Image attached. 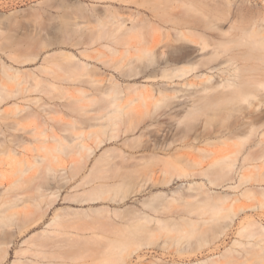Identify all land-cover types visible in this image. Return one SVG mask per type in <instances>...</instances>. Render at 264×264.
<instances>
[{"label": "rangeland", "instance_id": "1", "mask_svg": "<svg viewBox=\"0 0 264 264\" xmlns=\"http://www.w3.org/2000/svg\"><path fill=\"white\" fill-rule=\"evenodd\" d=\"M192 1L191 0H0V76L2 75L1 76L2 79H3V75L5 76L3 80L0 77V79L2 80L0 81L4 86L2 94L5 95L6 91H10V89H12L11 91L13 93L15 92L17 93L19 91L17 94L15 93L16 94L15 96H12L13 94L10 91L8 94L9 99H5L6 101L4 100L3 101L4 103L2 102L0 104V110L10 109L12 108V104L18 103L21 106L27 107L28 110H33V109L38 110L40 111V114H41L40 119H36V120L31 119V120H25V121H21L19 117L15 118L18 115L14 117L16 119L15 120L14 118H12L13 117L12 114H9L11 118L9 117L7 118L12 120L13 122L16 121L15 126H14V123L12 124V126H14L15 128L17 125V121L19 122L18 124H20V121H21L22 125L21 124L18 125V128H16V131L15 129H13L14 127L11 128L10 130H7L9 129L8 126L6 125L8 122L6 123L2 121L3 117H1L2 115L0 114V125L3 126L2 128H5L7 130V133L12 132L13 135L23 136L26 140L28 139V142L30 141L29 145L27 144L28 147L27 146L24 148L19 147V146H18L19 148L17 147L18 151L22 152V154L20 153L18 154V156L20 155L24 156L26 160L32 164H33V161L35 162L38 159L39 160L43 159L42 162H40L41 164L38 163L39 161L38 160L37 162H35L36 167L35 166L32 167L27 172H22L21 167H19L18 164H15V165L11 164V157L6 154V151H5L6 147L8 145H11L12 143L8 141H6L7 143H4V145H2L3 143H0V148H1L0 149V169L8 173V177L7 179L4 180V184L7 186L8 184L9 185L13 184L12 186H14V187L10 186L8 191L10 190L11 193L10 191L9 192L7 191L8 193H5L4 196H6L7 194L8 195L15 194L14 196L15 201L12 200V202H14L13 205H11L10 203H6L5 199H7V197L5 198L1 194L2 196L0 199V210L3 209V213H0V214L3 216L0 217V264H13L14 262L18 261L20 258L23 261H28L29 264H199V263L201 264V262H203L204 260H209L208 264H264V237H262L264 235H261V234L259 235L258 233L254 234L253 228L255 229L256 227H248V228L241 227L242 226L241 221H243L244 219L246 220L253 219V220L260 221L264 224V198H263L264 194L259 189L261 187H264V179L259 180V181H248V182L246 181L245 184L244 182L243 183L240 182L239 178H240V174L242 173V170L245 172L244 170L245 167L241 168L242 160L239 162V164H237L238 167L236 166V172L234 173L235 174L234 181L221 179V181L217 180L218 183L217 182L212 183L210 182L207 176H205L206 177L205 178L203 177L204 174L200 173L201 170L210 172V168L215 170V171L211 170V172H216L220 168L218 164L216 165L215 164L213 165L212 163L210 164V162H213L212 160L213 158L209 159L207 156L210 154L213 157V154L215 155L217 154L216 156L215 155L214 156L218 157V155L220 156V153L222 155V154H226L227 150H232L231 147L232 145H234V143L232 144L230 143L229 144L230 147L228 146V143L232 141L233 142L237 141L236 138L238 137L235 135H232L231 129H234L235 131L236 128L243 121L248 120L247 118L249 116V113L246 114L245 112V114H242L241 112L239 113L235 112L229 118H225L226 121L223 120L224 117H222V113L220 115H216L215 117H213L212 121H210L211 119L208 121L206 115H203L201 119L193 121V126H192V123L190 124L192 126L191 127L188 124V122H184V121L178 122L177 117H172V118H170L171 116L168 117L167 114H164L165 109L163 110L164 113L161 112L160 114L161 109L165 107L156 106L155 104L156 100L148 99L146 103H142L141 101H138L137 103L135 102L137 106L135 103H133V105L130 108H126L125 110L128 112H125V114L122 115V120H120L121 122H119L121 124H118L116 126L118 128L116 127L114 128L115 130H113L111 126L107 128H102L100 126L102 123L107 122V119H102L101 116L106 112V110L103 107L108 103V101L112 98L111 96L113 95L112 93L107 95L103 93V90H107V88L109 89L111 85H114L115 83L119 84L117 85L118 87L120 88L123 87L122 88L123 90L124 88H126L124 86H126V84L128 85V83H131V84L132 83L134 84L137 82H138L137 84L139 83L140 84H152L153 83L151 80H146L144 77H141V74L136 75L135 74L136 71L133 68H131V66H125L126 61H124V63L123 61L120 63V61L122 60L121 59L122 55L120 54L123 52V49H124L122 45L123 39L117 37L119 41L121 39V43L115 44L114 42L117 40L116 37L114 38L113 36L109 37V34H110L109 31H111L109 27L114 28V24H113L114 22H112L114 21V18L112 19V14L114 16L116 12H117L116 14L120 13L121 15L120 14L119 15L121 17L124 16L126 19L128 16L131 15L132 18L131 16L128 18L129 22L128 20L126 21L130 23L131 25L130 20L133 18L135 21H137L142 17L144 18L145 16V19L149 18V20L155 21L156 19H158V16L160 14L163 15L164 13H165L164 18L170 16V14L172 13L171 16H173L174 14L179 15L177 16V18L180 17V15H182L183 17L185 15V17L187 18H191V17L193 18L197 14L195 17L202 16L201 18L208 19L210 15L209 13L211 10L213 14H211L212 16L211 15L210 16L213 19H215V21L216 19L219 18V17L217 18L216 15L219 16L221 14L220 17H222L223 20L220 18L219 20H217V22L219 21L218 24L220 25L221 23V25H223L222 27L225 29H228L231 23L236 21L237 18H238L237 22L239 21V19L241 18L243 19V20L241 19L242 21L240 20L242 24L239 21L241 25L243 24L248 25L249 23L251 24L255 19L259 20L258 17L262 18L264 16V0H230L231 1L230 4L228 0L229 7L226 2L227 0L225 1L224 0H213V1L212 0H192ZM208 1H210L209 4H211V6L208 4ZM214 1H216L218 8L214 7L216 6ZM181 2H182V5H181ZM194 2L195 4L196 3L197 4L195 5ZM198 3L200 4V6H203L204 10L202 8L201 10H199L200 6ZM222 3H223V6H222ZM186 5L187 6L190 5L192 7L190 6L187 7ZM154 6L156 8H153ZM249 6L250 7L253 6V7L250 8ZM211 7L216 8L215 11ZM247 7H248V10H247ZM190 8H192L191 9L192 11L190 10ZM241 8H243L242 9L243 11L244 9L246 11L243 12ZM154 9L156 11H154ZM180 9H182L183 11ZM114 10H117V11H114ZM176 10L178 11L176 12ZM208 10L209 12H207ZM200 12L202 13L200 14ZM232 12L233 13L236 12V14H233ZM241 12L242 14H240ZM226 13L229 15H227ZM244 13L245 14L247 13V14L245 15ZM250 13L252 15H249ZM258 13H261V14H258ZM225 14L228 17L224 18V16H226ZM140 15L141 16L144 15V16L141 17ZM250 16L252 19L249 18ZM174 18H176V16ZM102 19L104 20L103 22H102ZM168 19H170V17ZM140 21L141 20H139V22ZM246 21L247 22L251 21V22H248L246 24L245 23ZM104 23L106 24L104 25ZM167 25H171V24H167ZM107 27L109 28V31L106 30V32L105 31L102 32V29L103 30L105 28L107 29ZM97 30L99 33L96 32ZM150 30H148V32H150ZM90 31L91 32L93 31V32L90 33ZM152 32L153 33H149V34L147 33L148 34L147 37L150 36L151 38H149V40L151 41H152V38L159 35V34H155L156 32L153 30ZM87 33H88V36H87ZM93 33L95 36L93 35ZM104 33L105 35L107 33V36H108V37H105L106 40L104 39V37L102 38L100 37L101 34H102L101 36H104L103 35ZM171 33L174 34L173 30H171ZM152 34H155L154 37H152ZM89 35L90 36L92 35V36L90 37ZM67 36H70V37H67ZM97 38L98 40H96ZM107 38L109 39V41H107ZM111 38L116 39V40L114 41ZM92 39L93 40L95 39L94 44L95 43L96 44L94 46L93 44H90V43L88 44V42L91 41ZM14 40L16 43L14 42ZM70 40H72L71 41L72 43L70 42ZM99 40L100 42L97 43L96 41H99ZM133 40L132 42L134 43L136 40V37ZM92 41L91 43H93ZM48 42L49 43L51 42V43L49 44ZM81 42H82V45H81ZM85 43L90 45V47L86 46L87 44ZM133 43H132V46H136ZM39 44L41 45V47ZM101 45L104 47L101 48L102 47ZM35 46L36 48L34 50L33 48ZM11 48L12 49L15 48V49L12 50ZM38 49H40L39 50L40 52L42 51L40 55L37 54L39 53ZM84 49L87 52V54L86 53L83 54ZM93 50L94 52H92ZM108 50L109 51L111 50V51L108 52ZM117 50L119 52H117ZM67 51L69 53H74L78 58L81 57V60L84 61L85 63L89 62V64L92 65L90 68H92L93 66L97 67V68L95 67L96 69L94 67L92 68V69H95L97 73L93 70H92L93 72L89 70L90 73L92 74L96 73V74H93L94 76L91 74L92 75L91 77H93L92 80L94 79L95 75L97 77V75L101 74L102 71H104L105 75L103 76L102 74L99 76L100 77L103 76L104 79L100 78L101 80L94 81L95 79H98V78H95L93 80V84H92V80H90L89 83L94 85V87L88 82H86L87 77L89 79L91 78L89 76L90 73L88 74L87 71L85 70V68H88V67H83V68H79V67L71 68L72 66L69 67L68 65L69 62L66 61L67 58L65 57V56L68 57ZM100 51L103 54L106 51V53L104 54L105 57L102 56L103 54H101ZM57 52H60V54ZM88 52H92L93 55L91 53L89 55ZM132 52L135 53L134 48L132 49ZM34 53H36L35 56H33ZM82 54L89 55V56L88 57L83 56ZM31 55L32 57H37L36 60L35 59L30 60ZM109 55H112V57ZM24 56L25 57L27 56V58H25ZM90 56H92L91 59L89 58ZM100 56H101V59H100ZM116 56L117 57L119 56L121 58L120 59L115 58ZM17 57L20 59L24 57L22 59V61H24V64ZM28 57H29V60H28ZM64 57L66 60L63 61L65 62L63 65V63H61L62 62L61 60H63ZM86 57L89 59H87ZM93 57H98V59L93 58ZM110 58L112 59V61L114 60L115 61L111 62ZM17 59L19 60L20 63L18 62ZM44 59H46V61ZM49 59L51 60L53 59V62H51V60ZM47 60H49L51 63ZM107 60H109L110 62ZM27 61L29 62L27 63ZM106 61L107 63H104ZM54 62H55V65H54ZM73 62L75 61L73 60ZM71 63H72V60H71ZM109 63L110 64L113 63L112 66L116 63V65H114L113 67L116 69L118 68L117 71ZM57 64L58 65L60 64V65L58 66ZM105 64L108 67H106ZM44 65L50 66V67L49 66L48 67L45 66V67L47 69L51 68L49 71L51 72L52 77H50V73L49 75L48 74L45 75L46 73L45 74L39 73L40 71L39 69L41 68L43 69ZM72 65L77 66V61L75 63H72ZM135 65H132V66L134 67ZM52 67L56 68L58 71L54 70V68ZM37 68L39 69L36 70ZM76 68L78 70L80 69L79 72L77 71ZM18 69H19V73L16 72V70ZM30 69H31V72H30ZM42 69H41L42 72L48 71L47 69L46 71L45 70L43 71ZM98 69H100L101 72ZM121 69H123L126 72L123 71L122 73ZM153 69L155 70V67L153 65L152 67L148 66L147 72L150 73L153 71ZM5 71H6V74L7 72L10 73V74L9 73L7 74L9 76V79L10 77H12V80L10 79L11 81L7 79L8 83H6L7 75L5 74ZM52 71H54L55 74L59 75V79L55 80L57 78V75L53 79V76L55 75H53ZM83 71L86 72L85 74H88V75H85ZM33 72H35L36 75L35 74L31 75ZM119 72L121 73V75ZM15 73H18L20 77L18 75L17 76L14 75ZM26 73H28L29 75H27ZM61 73L62 74L64 73L63 74L64 77L67 75L66 76L67 78L65 79H63L62 77V80L64 82L60 80V76L62 75ZM78 74L81 76H79ZM133 74L135 75L133 76ZM22 75H25V76L22 77ZM31 76L33 77L31 78ZM36 76H39V78H37ZM41 76L43 78L47 77L48 79L55 80L57 84L58 83L60 84H58L55 87L49 86L48 81H45V79L43 80ZM73 76L75 77L77 81L74 80ZM82 76L84 77V79L86 78L85 79L86 81L82 79L83 78ZM16 77H18V80L16 79ZM79 77H80V80H79ZM14 79H16L15 80L16 82L14 81ZM81 79L83 81H81ZM66 80H68L69 82H67ZM4 81L6 84L10 86L6 85ZM44 81H45V84H44ZM113 81L115 82L112 83ZM46 82L48 85L46 84ZM104 83H106L105 84L106 86L104 85ZM46 85L49 87L47 88L43 87ZM62 85L63 87H61ZM67 85L70 88L72 87L71 89L73 90V92L70 88H68ZM102 85H104L105 87H103ZM59 86L60 88H57ZM80 86L81 87L84 86L86 91L90 90L91 92L87 91L89 94L91 93L94 94V95L92 94L90 95L91 99H88L90 98L88 97L89 95L86 94L87 96H85L84 94H81V93H87V92L84 91L83 89L84 87L82 88L83 90H81ZM99 86H102L103 89L102 87H99ZM41 87H43V89ZM75 87H79V89L78 88L76 89ZM37 88L39 91L37 90ZM63 88H66V90H64ZM126 89L124 90L125 92H123L124 95L125 93L128 92V87ZM79 90L82 92H80ZM54 93H56V95ZM132 93H134V91H132L131 94ZM73 94H75V96L77 95L76 98L72 96ZM82 95L85 97H83ZM132 95L134 96V94ZM80 96L84 98L85 102L81 101L83 99H81ZM72 98H74L73 99L74 101L71 100ZM78 98L80 99V101H78L80 104L78 102L75 103L78 100ZM126 100H123V103H122L123 105L126 103L125 102ZM134 106L136 109L134 108ZM141 106L144 108L143 111H140V108H142ZM6 107H9V108H6ZM136 111H138L139 113ZM139 116L142 118H140ZM7 118L5 120L10 121ZM126 121L128 122V124L126 123ZM223 121L226 123V126ZM3 123L6 126H4ZM52 123L53 124L55 123L54 125L56 127ZM123 123H124V126H123ZM135 123L140 124L138 125L139 128H137L138 126ZM221 125L223 126L221 127ZM161 126L162 127L164 126V127L161 128ZM27 127H30V128H27ZM120 127L121 129H119ZM134 127H136L137 129ZM154 127L157 129H155ZM222 128L224 129L225 132L221 130ZM12 129L14 132L11 131ZM209 129L210 130L213 129V130L210 131ZM53 130L56 131V133H58L57 136L55 133H53L54 132ZM64 131L66 132V134L64 133ZM131 131L133 133H130ZM203 131H205L206 133H204ZM51 132L55 135H52ZM144 132H147L146 134H148V136L145 135ZM152 132L154 133L152 134ZM111 133L113 135L116 134L114 137H117V138L110 139L111 140L110 141L108 138ZM163 133L166 135H164ZM197 133L198 134L201 133L200 135H202L200 140L195 139ZM105 134L107 135V137ZM204 134L205 135L207 134V135L204 136ZM36 135L39 136L38 137L39 141L37 142L34 140L37 137ZM80 135H82V137H80ZM51 136L53 138L55 137L54 140ZM134 136L137 139H141V141L140 140L137 141V139H135ZM171 136L173 138H171ZM229 136H232L231 139L228 138ZM0 137L3 138L5 136L2 134L0 135ZM68 137H71L70 138L71 140ZM64 138L67 140H65ZM102 138L104 139V143L99 145L100 142L103 140ZM31 139L35 145L31 143ZM59 139L60 141L65 140L64 142H62L63 143L62 146L58 145ZM142 139H143V142H142ZM166 139H168V141L170 142L167 143ZM42 140H44L43 143H42ZM132 140L134 143L132 142ZM212 140L214 141L219 140L220 143L219 141L217 143L216 141L214 142ZM221 140L223 141L225 140L224 141L225 143L221 142ZM56 141H57V144H55ZM151 141H154V142H151ZM47 142H49V144H47ZM149 142H150V145H149ZM204 142L206 144H204ZM39 143L41 144V146L46 145L48 148L46 149L44 147L40 148ZM82 144H84L85 146H83ZM158 144H161V146ZM223 144L227 145L228 147L227 150H226L227 147L226 146L223 147ZM87 145H88V149H86ZM30 146H32L33 148L32 147L29 148ZM76 146L80 150L79 152L78 150H76L77 149ZM109 147H111L110 148L111 151H109ZM114 147L118 150H114L115 149ZM218 147L222 149L223 151L225 150L224 151L225 153L222 150L218 149ZM2 148H4L3 150L5 152L2 151ZM89 148H92V149L90 150ZM179 148H182L183 150L181 149L179 152L178 151ZM197 148H202L200 150L202 151L203 155L201 154L200 150ZM234 148L235 147L233 146V149ZM191 149L192 150L197 149V150L195 152V151H192ZM203 149L205 151L207 150V152H204ZM51 150L55 153V154L53 153L55 157L52 156V158L54 160L55 159H58V160H55V161L53 160L52 162L51 160L52 158H50V156L53 155ZM209 151L210 152L214 151L215 153L213 152V154H211ZM77 152L79 154H77ZM183 152L184 154L185 152H187L189 155H191V152H193L191 156H194L196 154L195 157L197 159L200 160L201 158H204L205 160L201 159L203 162H201L202 164L201 163L199 164L200 167L199 165H194V166L192 165L193 168H191V166H187L186 163H183L184 164L183 165L182 163H176V161H174V163H171V165L166 164L171 168L170 170H166V167L163 166V164H161L162 162L164 163L163 160L157 159L159 161L158 162L154 159L157 163L155 161L153 162L152 160L155 157L154 153L156 155L157 153L160 154V157L163 155L162 156L163 158L165 156H166L165 158H169V157L174 158L175 156L179 157L180 155H182L180 153H183ZM80 154L82 155L80 156ZM113 154H116V155H113ZM118 154H119V157L122 156L121 159L117 157ZM141 154H142V158L144 159L141 158ZM188 154H185V155H188ZM123 155L124 157H127V158H124ZM151 155L154 157L152 158ZM148 156L149 158H152L151 159L152 161H150L149 158L147 160ZM135 157L136 158L138 157L140 161L136 159ZM206 157L208 158L207 161H206ZM76 158L77 159L80 158L81 162H79V160H77ZM128 158L130 159V161L133 160V162L132 161L130 162ZM125 159L128 160L130 164ZM135 159L137 162L135 161ZM77 161H78L79 168H76ZM96 161L98 162L94 166L93 170H90ZM205 161H206V164H204ZM253 161L250 163L251 166H249L250 168L249 170H247L248 168L246 167L247 173H249V171L253 172L255 169H256L255 171H260L256 167L254 168L253 165H256V164L257 165L260 164L262 166V169H264V161L262 162L261 160H259V162L261 163H258L257 161L256 163L255 161L253 163ZM56 163L58 164L59 167L61 166L60 168H64V171L66 169L67 172L65 171L66 173L60 174L59 176L58 172H55L53 174L52 171L54 170H51L49 171V174L51 173V176L53 175L52 177L54 178H52L50 175L46 173V171L48 172L49 170V169L47 170V168L50 167L48 165H53L51 167H54L55 165V167H57ZM84 163L85 165L83 166ZM132 163L134 164L136 163V164L133 165ZM125 164L130 166L131 169L133 168L132 169L133 171H131L130 169L129 171L131 172H129L128 171L129 167L125 166ZM139 164L140 166L141 164L143 165L140 167ZM154 164L155 166L160 165V168L158 169L157 167L154 166ZM74 165L75 167H73ZM37 166L39 169H37ZM82 166L84 169L82 168ZM121 166H124V168ZM144 166L145 168H143ZM151 166H153V168L156 170H153ZM173 166L174 168H172ZM134 168H137V169L134 170ZM149 171H150V174L152 172L153 174L155 173L153 175V178L150 177L152 179L151 181H150V178L148 179ZM196 171L197 172L199 171L198 173H200V175H197L198 173H195ZM88 173H89V176H88ZM158 173H159V176H157ZM121 174H123V176ZM128 174L131 175V178L130 176H128ZM142 174L143 175L145 174L144 177L147 175L146 178L144 177L141 178ZM37 175H41L42 177L35 178V176ZM61 175H64V176L61 177ZM85 176H88V177H85ZM84 177L86 179H83ZM101 177H102V180H100ZM8 178L11 179V181L10 180L8 181ZM14 178L16 181H13ZM87 178H90V180H87ZM140 179H142L143 181L140 182ZM144 179H146L148 183H146V180L144 181ZM44 180H45V183L43 182ZM82 181L85 182L83 185H82L83 183ZM116 181L121 183V186L119 185L115 186L114 188H112L110 192H105L104 188H100L98 186V184L101 185L102 182L106 184V182L113 183ZM129 181H131V183ZM164 181L165 182L168 181V183L166 184ZM194 182H198V184L191 188H188L187 186H185L187 184L189 185V183H194ZM65 183L66 185H64ZM153 183L154 184L156 183V184L154 185ZM142 184H143V187H142ZM230 184L236 185L237 186L236 189H233L231 187L232 185ZM97 186L102 190H100ZM77 187L78 188L80 187V188L78 189ZM96 187L98 188V190L97 189L95 190ZM229 187H231L232 189ZM114 189L116 190V192H118V194H116ZM57 191H58V194H57ZM196 191L197 192L200 191V192L197 193ZM245 191L246 193L248 192V194H245ZM160 192H163L162 193L163 195L162 194L158 195V193ZM119 194L122 197L120 200H117L118 202L109 200L111 196H115V195L117 196L116 198H119L120 197ZM68 195L70 196L72 195V197ZM98 196H101L100 199L98 198L95 201H90V200L83 201L84 198L98 197ZM10 197L8 196V198ZM170 198H172L173 200ZM221 200L223 201V204ZM217 204L219 207L217 206ZM24 205H25L24 208H26L25 211L27 213L28 211H31L28 214L30 216L28 221L26 220L28 219L26 218V216L28 215L25 214L24 210H22ZM228 205H231V206H228ZM96 207H105V208L109 207V209H111L112 211L109 214L106 211L105 212L104 211L93 212L92 208H96ZM114 208L116 210L118 209L117 210L118 212H114L113 210ZM130 208H131V211H129ZM137 208L139 209L138 211H137ZM66 210H69V212H72V213L69 215H66V212H65ZM233 210L234 211L236 210L235 211L236 214L233 212ZM20 211L21 212L23 211V212L21 213ZM128 211L130 213L133 211L132 214H136V216L131 214L134 219L131 218L130 214L129 216L131 220L129 216L126 215ZM216 211H218L219 213ZM121 212H123L124 214H122ZM143 212L147 213L148 217H147V214H144ZM55 213L56 214L59 213L63 215L59 219V221L54 225L52 218L56 215ZM222 213H224L225 216ZM229 214H231V216L234 214L233 217L235 218L233 221L231 220V223L230 221H228L230 218H232L231 216H228ZM118 215H122V217L120 218V216ZM137 215H139L142 218V220ZM213 215L219 216L220 218H224L226 220L218 219L219 217H213ZM149 218L150 220H148ZM227 218L229 219L227 220ZM33 219L34 221L32 222ZM25 220L27 223H24ZM246 220H244L243 222H245ZM191 221H194L195 225L194 224L190 225V223L192 224ZM139 222L140 224H138ZM160 222L162 223L166 222L167 225L163 224L162 226L161 225L162 223ZM23 225H25L26 227ZM191 226H192V229H191ZM107 229H110L111 231L110 230L107 231ZM104 231H105V234H104ZM250 233L251 235L252 234L254 235L251 236ZM179 235H182V237L184 235V237L182 238ZM185 235H187L188 238ZM190 235L192 236L190 237ZM178 237H181V238H178ZM116 246H119V247H116ZM5 250L7 252H4ZM3 254L5 255L2 257ZM16 264H24V263L20 262Z\"/></svg>", "mask_w": 264, "mask_h": 264}, {"label": "bare ground", "instance_id": "2", "mask_svg": "<svg viewBox=\"0 0 264 264\" xmlns=\"http://www.w3.org/2000/svg\"><path fill=\"white\" fill-rule=\"evenodd\" d=\"M192 1V0H191ZM213 1V0H212ZM225 1V0H224ZM172 2V1H171ZM193 2V1H192ZM209 2L210 1H208V4H209ZM215 2V4H216V1H214ZM218 2V1H217ZM227 2V5H228V0L226 1ZM230 0H229V4H230ZM233 2H235V1H233ZM243 2V1H242ZM162 3H163V1H162ZM239 3V2H238ZM156 4V3H155ZM158 4V3H157ZM166 4V3H165ZM168 4H169V2H168ZM194 4H195V2H194ZM197 4V3H196ZM195 4V5H196ZM199 4V3H198ZM203 4V3H202ZM205 4V3H204ZM207 4V3H206ZM214 4V5H215ZM236 4H237V2H236ZM236 4H234V5H236ZM159 5V4H158ZM178 5H179V3H178ZM181 5H182V2H181ZM184 5V4H183ZM210 6H211V4H209ZM219 5H220V3H219ZM157 6V5H156ZM161 6V5H160ZM187 6V5H186ZM190 5H188L187 7H189ZM199 6H200V4H199ZM206 6V5H205ZM204 6V7H205ZM209 6V7H210ZM218 5L216 4V6H214V7H216V8H218L217 7ZM222 6H223V3H222ZM238 6V5H237ZM242 6H244V5H242ZM158 7V6H157ZM178 7H180V6H178ZM190 7H192V6H190ZM195 7V6H194ZM209 7H207V8H209ZM225 7V6H224ZM224 7H222V8H224ZM228 7H229V5H228ZM250 7V6H249ZM251 7H253V6H251ZM250 7V8H251ZM153 8H156L155 6L153 7ZM177 8V7H176ZM183 8V7H182ZM185 8V7H184ZM201 8L203 9V6H200V9L199 10H201ZM212 8V7H211ZM216 8H212V9H214V11H215V9ZM221 8V7H220ZM245 8V7H244ZM249 8V9H250ZM255 8V7H254ZM158 9V8H157ZM192 8H190V10H191ZM195 9V8H194ZM193 9V10H194ZM243 8H241V10H242ZM159 10V9H158ZM167 10H169V9H167ZM180 10H182V9H180ZM188 10H189V8H188ZM204 10V9H203ZM203 10H202V12H203ZM232 10V9H231ZM234 10V9H233ZM247 10H248V7H247ZM114 11H117V10H114ZM154 11H156L155 9H154ZM178 10H176V12H177ZM183 11V10H182ZM192 11V10H191ZM206 11V10H205ZM226 11V10H225ZM239 11V10H238ZM243 11V10H242ZM246 10L244 9V11L243 12H245ZM172 12V11H171ZM190 12V11H189ZM202 12H200V14L202 13ZM207 12H209V10L207 11ZM212 11L210 10V15L211 14H213V12L211 13ZM218 12V11H217ZM216 12V13H217ZM248 12V11H247ZM253 12V11H252ZM261 12V11H260ZM117 13V12H116ZM115 13V14H116ZM119 13V12H118ZM160 13V12H159ZM180 13V12H179ZM178 13V14H179ZM192 13V12H191ZM215 13V14H216ZM219 13V12H218ZM221 13H222V11H221ZM231 13V12H230ZM233 13V12H232ZM111 14H112V12H111ZM110 14V15H111ZM114 14V16H113V14H112V19L114 18V21H112V22H114L113 24H114V28H111V27H109V26H111V25H109L108 27L111 29V31H109V28L107 27V29L105 28L104 30L102 29V32L103 31H105L106 32V30H108L109 31V37H112L113 36V38L114 37H116V39H117V37L118 38H122L123 39V47H124V49H123V52L120 54V55H122V58L121 57H115V58H121L122 60L120 61V63L123 61V63H124V61H126V63H125V66H131V68H133L135 71H136V75H138V74H141V77H144L146 80H151L153 83L152 84H137V83H128V85L126 84V86H124V87H128V92L127 93H125V95L123 94V92H125L124 90L126 89V88H124V90L122 89L123 87H118L117 85H119L118 83H115L114 85H111V87L108 89L107 88V90H103V93H105V94H113L111 97V99L108 101V103L103 107L105 110H106V112L101 116V118L102 119H107V122H105V123H102L100 126L102 127V128H107V127H109V126H111L112 127V129L113 130H115L114 128L118 125V124H121V123H119V122H121L120 120H122V115L123 114H125V112H128V111H126L125 109L126 108H130L132 105H133V103H137L138 101H141L142 103H146V101L148 100V99H153V100H156V102H155V104H156V106H159V107H162V106H164L165 108H163V109H161V111H160V114H161V112H163V110L165 109V113L164 114H167L168 115V117L169 116H171L170 118H172V117H177V121L179 122V121H184V122H188V124L190 125L191 123H192V126H193V121H195V120H198V119H201L202 117H203V115H206V117H207V120L209 121L210 119V121H212V118L213 117H215L216 115H220L221 113H222V117H224V121H226L225 120V118H229L230 116H232L235 112H241L242 114H245V112H246V114L247 113H249V116H248V120H245V121H243L237 128H236V130L234 131V129H231V133H232V135H235V136H237L238 138H236V140L237 141H232V142H229L228 143V146H229V144L231 143H234V145H232V150H227L228 149V147H227V145L225 144H223V147L224 146H226L227 148H226V150H227V152H226V154H222L221 155V153H220V156L218 155V157H215L216 155L215 154H213V152H210L211 154H213V157L210 155V157H209V155L207 156L209 159H212L213 160V162H210V164L212 163L213 165L215 164H218L219 166H220V168L216 171V172H211V170H213V169H211L210 168V172L209 171H203V170H201V172L200 173H202V174H204L203 175V177H205V176H207L208 178H209V180H210V182H217L218 183V181L217 180H219V181H221V179H224V180H230V181H234L235 180V172H236V166L238 167V165L237 164H239V162L242 160V166H241V168H243V167H245V172L242 170V173L240 174V178H239V180H240V182H244V184H245V182L247 181H259V180H263L264 179V169H262V166L260 165V164H256V165H253L254 166V168L256 167L257 169H259L260 171H249V173H247L246 171L247 170H249L250 168H249V166H251V162L254 160L255 161V163H256V161L258 162V163H261V162H259V160H261L262 162L264 161V16L260 19L258 16V19L259 20H257V19H255L250 25L248 24V25H245V24H243V25H245V26H243V25H241L242 23H241V21L243 20L242 18V20L241 19H239V21H240V23H239V21L237 22V20H238V18L236 19V21H234L233 23H231V25H230V27L228 28V29H225V28H223L222 26L223 25H221V23H220V25L218 24V22H217V20H219L220 18L222 19V17H220V15L219 16H217L216 15V17L218 18V19H216V21H215V19H213L210 15H209V17H208V19L207 18H201V17H191V18H187V17H185V15H184V17L182 16V15H180V17H178L177 18V16H179V15H175L176 16V18H174L175 16L173 15V16H171V14H170V16H168V14H167V16L168 17H165V18H167V19H165L164 18V15H165V13L163 14V15H157L158 16V19H156L155 21L153 20H149V18L148 19H145V16L144 15H142V16H144V18H143V20H142V18H140L139 20H141L140 22H139V20H137V21H135L134 20V18L133 19H131L132 18V16H131V20H130V22H131V25H130V23H128L129 22V20H128V18L130 17V16H126L127 17V19L125 18H123V17H121L119 14H116L115 15ZM190 14V13H189ZM199 14V13H198ZM204 14V13H203ZM202 14V15H203ZM208 14V13H207ZM227 14V13H226ZM225 14V15H226ZM233 14H236V12H234ZM240 14H242V12L240 13ZM240 14H238V15H240ZM245 14V13H244ZM247 14V13H246ZM245 14V15H246ZM254 14V13H253ZM258 14H261V13H258ZM227 15H229V14H227ZM224 16V18H226V17H228V16ZM244 15V16H245ZM249 15H252L251 13L249 14ZM248 15V16H249ZM109 16V15H108ZM135 16V15H134ZM163 16V17H162ZM206 16V15H205ZM237 16V15H236ZM240 16H242V15H240ZM239 16V17H240ZM243 16V17H244ZM160 17V18H159ZM170 17V19H168ZM207 17V16H206ZM246 17V16H245ZM255 17V16H254ZM254 17H253V19H254ZM147 18V17H146ZM164 18V19H163ZM250 19H252L251 18V16L249 17ZM137 19V18H136ZM227 19H229V18H227ZM128 20V22H126ZM223 20V19H222ZM249 20V19H248ZM104 20L102 19V22H103ZM110 21V20H109ZM237 22V23H236ZM248 22H251V21H248ZM247 21L245 22L246 24L248 23ZM223 23V22H222ZM100 24H102V23H100ZM99 24V25H100ZM106 23H104V25H105ZM167 24H171V25H167ZM108 25V24H107ZM103 26V25H102ZM79 28V27H78ZM151 29V30H150ZM78 30V29H77ZM148 30H150V32H148ZM152 30L153 31H155L156 33L155 34H159L158 36H155L154 37V35L155 34H152V37H154V38H152V41L151 40H149V38H151L150 36L149 37H147V35L149 34V33H153L152 32ZM171 30H173V33L174 34H172L171 33ZM233 30H235V31H233ZM76 31V30H75ZM74 31V32H75ZM101 31V30H100ZM77 32V31H76ZM93 32V31H92ZM91 31H90V33H92ZM96 32H98V30L96 31ZM102 32H100V33H102ZM99 33V32H98ZM148 33V34H147ZM78 34H80V33H78ZM65 35V34H64ZM93 35H94V33H93ZM97 35V34H96ZM100 35V34H99ZM102 35V34H101ZM100 35V37L102 38V37H104V39H105V37H108L107 36V33H106V35H105V33L103 34L104 36H101ZM111 35V36H110ZM133 35H135V36H133ZM82 36H83V34H82ZM82 36H81V38H82ZM87 36H88V33H87ZM90 36V35H89ZM92 36V35H91ZM90 36V37H91ZM95 36V35H94ZM98 36V35H97ZM67 37H70V36H67ZM89 37V38H90ZM99 37V36H98ZM136 37V40H137V42H136V40H135V42L133 43L132 42V40L134 39V38ZM46 38V37H45ZM94 38V37H93ZM113 38H111V39H113ZM131 38H133V39H131ZM50 39V38H49ZM69 39V38H68ZM87 39V38H86ZM100 39V38H99ZM110 39V40H111ZM116 39H113L114 41L116 40ZM85 40V39H84ZM83 40V41H84ZM90 40V39H89ZM93 40V39H92ZM91 40V41H92ZM96 40H98V38L96 39ZM103 40V39H102ZM106 40V39H105ZM21 41V40H20ZM50 41V40H49ZM53 41V40H52ZM72 40H70V42H71ZM91 41H89L88 42V44L90 43V44H93V46L96 44H94V41H95V39L92 41L93 43H91ZM104 41V40H103ZM107 41H109V39L107 38ZM117 41V42H116ZM114 43L116 44H120L121 43V39H120V41H119V39H117ZM134 41V40H133ZM14 42H15V40H14ZM28 42V41H27ZM44 42V41H43ZM66 42V41H65ZM87 42V41H86ZM97 43L98 42H100V40L99 41H96ZM119 42V43H118ZM16 43V42H15ZM47 43V42H46ZM49 43V42H48ZM51 43V42H50ZM49 43V44H50ZM60 43V42H59ZM72 43V42H71ZM74 43H76V42H74ZM84 43V42H83ZM112 43H113V41H112ZM132 43L134 44V45H136V46H132ZM137 43V44H136ZM62 44V43H61ZM85 44H87V43H85ZM86 45V46H89L90 47V45ZM40 45V44H39ZM68 45V44H67ZM78 45H80V44H78ZM81 45H82V42H81ZM109 45V44H108ZM107 45V46H108ZM34 46V45H33ZM37 46V45H36ZM36 46L33 48L34 50H35V48H36ZM47 46V45H46ZM52 46V45H51ZM50 46V47H51ZM92 46V45H91ZM102 46V45H101ZM111 46V45H110ZM119 46V45H118ZM18 47V46H17ZM40 47H41V45H40ZM97 47V46H96ZM104 46H102L101 48H103ZM109 47V46H108ZM107 47V48H108ZM47 48V47H46ZM111 48V47H110ZM112 48H113V46H112ZM135 49V53H133L132 52V49ZM12 49V48H11ZM15 49V48H14ZM14 49H12V50H14ZM17 49V48H16ZM43 49H45V48H43ZM114 49H116V48H114ZM113 49V50H114ZM31 50V49H30ZM40 49H38V51H39ZM96 50V49H95ZM16 51H18V50H16ZM37 51V52H38ZM83 51V50H82ZM84 51H85V49H84ZM83 51V54H87V52L85 51L84 52ZM90 51V50H89ZM111 51V50H110ZM109 50H108V52H110ZM36 52V53H37ZM60 52H62V51H60ZM60 52H57V53H59L60 54ZM64 52V51H63ZM68 52V51H67ZM92 52H94V50L92 51ZM92 52H88L89 53V55H90V53L93 55V53ZM97 52V51H96ZM101 52V51H100ZM113 52H115V51H113ZM117 52H119L118 50H117ZM31 53V52H30ZM30 53H28V54H30ZM36 53H34V55L33 56H35V54ZM40 53H42V51L40 52L39 51V53H37V54H39L40 55ZM65 53V52H64ZM82 53V52H81ZM99 53V52H98ZM105 53H106V51H105ZM104 53V54H105ZM15 54V53H14ZM27 54V53H26ZM32 54H33V52H32ZM67 54V53H66ZM66 54H64V55H66ZM82 54V55H83ZM96 54V53H95ZM101 54H103L102 52H101ZM104 54L102 55V56H104ZM114 54H116V53H114ZM21 55V54H20ZM23 55V54H22ZM63 55V56H64ZM89 55H83V56H89ZM113 55V54H112ZM112 55H109V56H111L112 57ZM18 56H19V54H18ZM25 57V56H24ZM23 57V58H24ZM65 57L67 58V60L65 59ZM64 57V59L63 60H61L60 62L61 63H63V65H64V63L65 62H63L64 60H66V61H68L69 63H68V65H69V67L70 66H72L71 68H73V67H79V68H83V67H88V68H85V70L87 71V73L89 74L90 73V71L89 70H91V72H93V71H95L96 72V68L95 69H92V68H90L92 65L91 64H89V62L87 63H85L84 61H82L81 60V57L80 58H78L74 53H69L68 52V57L67 56H65ZM86 57V58H87ZM91 57L92 56H90L89 58L91 59ZM105 57V56H104ZM104 57H102V58H104ZM18 58V57H17ZM22 58V59H23ZM25 58H27V56L25 57ZM36 58L37 57H32V55H31V57H30V60L32 59V60H36ZM60 58V57H59ZM58 58V59H59ZM89 58H87V59H89ZM93 58H97L98 59V57H93ZM107 58V57H106ZM114 58V59H115ZM20 61H22V59H20V58H18ZM17 59V60H18ZM69 59V60H68ZM77 59V60H76ZM100 59H101V56H100ZM111 59V58H110ZM109 59V60H110ZM16 60V59H15ZM19 60H18V62H19ZM28 60H29V57H28ZM45 61H46V59H44ZM43 60V61H44ZM49 60H51V59H49ZM49 60H47V61H49ZM71 60H72V63H75L76 61H77V66L76 65H72V63H71ZM73 60L75 61V62H73ZM96 60V59H95ZM109 60H107V61H109ZM107 61L106 62H104V63H107ZM115 61V60H114ZM114 61H112V59H111V62H114ZM29 61H27V63H28ZM50 62V61H49ZM51 62H53V59L51 60ZM50 62V63H51ZM110 62V61H109ZM148 62V63H147ZM20 63V62H19ZM22 63L24 64V61H22ZM49 63V64H50ZM103 63V64H104ZM138 63V64H137ZM2 64V63H1ZM43 64V63H42ZM48 64V63H47ZM110 64V63H109ZM108 64V65H109ZM112 64L113 63H111L110 65L112 66ZM136 64V65H135ZM3 65V64H2ZM1 65V66H2ZM5 65H6V63H5ZM51 65V64H50ZM54 65H55V62H54ZM58 65V64H57ZM60 65V64H59ZM58 65V66H59ZM65 65H67V64H65ZM114 65H116V63L114 64ZM113 65V66H114ZM132 65H135L134 67L132 66ZM152 65L155 67V70L153 69V71L152 72H150V73H148L147 72V68H148V66H150V67H152ZM8 66V65H7ZM43 66V65H42ZM48 67L49 65H44V67H43V69L41 68V67H39V68H41L43 71L45 70L46 71V67ZM52 66V65H51ZM105 66H106V64H105ZM112 66V67H113ZM50 67V66H49ZM57 67V66H56ZM106 67H108V66H106ZM115 67H117V66H115ZM8 68V67H7ZM39 68H37L36 70H38ZM52 68H54V67H52ZM61 68V67H60ZM67 68H68V66H67ZM114 68V67H113ZM127 68H129V67H127ZM131 68H129V69H131ZM3 69V68H2ZM41 69H39L40 71H41ZM51 68H49V69H47L48 71H46V72H40L39 71V73H46L45 75H49V73H50V77H52L51 76V72L49 71ZM77 69V68H76ZM116 71H117V69L116 68H114ZM54 70H57L56 68H54ZM64 70V69H63ZM65 70H66V68H65ZM80 70V69H79ZM79 70L77 69V71L79 72ZM84 70V71H85ZM93 70V71H92ZM98 70H100V69H98ZM97 70V71H98ZM122 70V73H123V69H121ZM121 70H120V72H121ZM25 71V70H24ZM29 71V70H28ZM27 71V72H28ZM58 71V70H57ZM60 71H61V69H60ZM67 71H68V69H67ZM83 71V72H84ZM129 71V70H128ZM3 72H4V70H3ZM9 72H10V70H9ZM9 72H7V74L9 73ZM16 72H18L19 73V69L18 70H16ZM30 72H31V69H30ZM30 72H29V74H30ZM36 72V71H35ZM35 72H33L31 75H33V74H35ZM56 72V71H55ZM81 72V71H80ZM100 72H101V70H100ZM119 72V73H120ZM124 72H126V71H124ZM133 72V71H132ZM18 73H15L14 75H18L19 76V74ZM52 73H53V75H55V76H53V79L56 77V75L57 74H55L54 73V71H52ZM66 73H68V72H66ZM82 73V72H81ZM80 73V74H81ZM86 72H84V74H85ZM97 73V72H96ZM96 73H93V74H96ZM106 73V72H105ZM134 73V72H133ZM3 74V73H2ZM5 74H6V71H5ZM6 74V75H7ZM10 74V73H9ZM24 74V73H23ZM27 75H29L28 73H26ZM62 74V73H61ZM64 74V73H63ZM63 74L60 76V80H62V77H63V79H65V78H67L66 76L64 77L63 76ZM83 74V75H84ZM88 74H85V75H88ZM92 73H90V77L93 75H91ZM99 74V73H98ZM103 74V76L105 75L104 74V71H102L101 72V74H99V75H102ZM107 74V73H106ZM111 74V73H110ZM126 74V73H125ZM124 74V75H125ZM135 74H133V76L135 75ZM36 75V74H35ZM79 75V74H78ZM77 75V76H78ZM99 75H97V77H96V75H95V77H94V79L95 78H98V79H93L94 81H99V80H101L100 78H102V79H104V77L103 76H99ZM120 75H121V73H120ZM2 76V75H1ZM0 76V77H1ZM23 76H25V75H22V77ZM79 76H81V75H79ZM94 76V75H93ZM112 76V75H111ZM130 76H132V75H130ZM130 76H129V78H130ZM20 77V76H19ZM22 77H21V79H22ZM28 77V76H27ZM30 77V76H29ZM33 76H31V78H32ZM37 78H39V76H36ZM42 77V76H41ZM45 77V76H44ZM74 77V76H73ZM83 77V76H82ZM81 77V78H82ZM110 77V76H109ZM115 77V76H114ZM119 77V76H118ZM136 77V76H135ZM5 78V76L3 75V79ZM13 78H15V77H13ZM69 78V77H68ZM92 78L93 77H91L90 79L87 77V81L84 79V77L82 78L83 80H85L86 82H88L89 83V81L90 80H92ZM113 78V77H112ZM1 79H2V77H1ZM0 79V80H1ZM2 79V80H3ZM7 79H9V76L7 75V78H6V80ZM10 79L12 80V77H10ZM9 79V81H11ZM16 79L18 80V77H16ZM16 79H14V81L16 80ZM20 79V78H19ZM42 79L44 80L45 79V81H48V84H49V86H57L58 84H60V83H58L57 84V82L55 81V80H57V79H59V75H57V78L55 79V80H52V79H48L47 77L46 78H43L42 77ZM81 79V81H83ZM1 80V81H2ZM5 80V81H6ZM60 80H59V82H60ZM69 80V79H68ZM68 80H66L67 82H69ZM74 80H76L75 79V77H74ZM73 80V81H74ZM79 80H80V77H79ZM78 80V81H79ZM93 80H92V84H93ZM118 80V79H117ZM144 80V79H143ZM1 81H0V104L5 100V99H9V92L12 90V89H10V91H6V90H4V91H6V94L5 95H3L2 94V92H3V89H4V86H3V84L1 83ZM5 81H4V83H5ZM29 81V80H28ZM45 81H44V84H45ZM63 81V80H62ZM61 81V82H62ZM66 81H65V83H66ZM77 81V80H76ZM75 81V82H76ZM81 81H80V83H81ZM16 82V81H15ZM21 82V81H20ZM25 82H26V80H25ZM64 82V81H63ZM106 82V81H105ZM115 81H113L112 83H114ZM119 82V81H118ZM6 83H8V80L6 81ZM5 83V84H6ZM11 83V82H10ZM14 83V82H13ZM13 83H12V85H13ZM37 83V82H36ZM43 83V82H42ZM71 83V82H70ZM74 83V82H73ZM39 84H40V82H39ZM46 84H47V82H46ZM47 84V85H48ZM83 84H84V82H83ZM89 84H91V83H89ZM91 84V85H92ZM106 83H104V85H105ZM6 85H8V84H6ZM18 85H20V84H18ZM38 85V84H37ZM43 86V87H49V86ZM87 85V84H86ZM99 85H101V84H99ZM104 85H102L103 87H105ZM125 85V84H124ZM8 86H10V85H8ZM21 86H22V84H21ZM39 86V85H38ZM68 86V85H67ZM93 87H94V85H92ZM102 86H99V87H102ZM151 86V87H150ZM13 87H14V85H13ZM12 87V88H13ZM37 87V86H36ZM43 87H41L42 89H43ZM61 87H63V85L61 86ZM81 87V86H80ZM84 87V86H83ZM83 87H81L80 89L81 90H83L84 89V91L85 92H87V91H90V90H85V87L83 88ZM98 87V88H99ZM103 87H102V89H103ZM22 88V87H21ZM24 88H26V87H24ZM23 88V89H24ZM57 88H60V86L59 87H57ZM68 88H70L69 86H68ZM72 88V87H71ZM70 88V89H71ZM76 89L78 88L79 89V87H75ZM83 88V89H82ZM7 89V88H6ZM36 89V88H35ZM45 89V88H44ZM51 89V88H50ZM50 89H48V90H50ZM62 89V88H61ZM64 90H66V88H63ZM75 89V90H76ZM95 89V88H94ZM100 89V88H99ZM131 89V90H130ZM8 90V89H7ZM15 90V89H14ZM22 90V89H21ZM37 90H38V88H37ZM41 90V89H40ZM60 90V89H59ZM72 90V89H71ZM98 90V89H97ZM96 90V91H97ZM101 90V89H100ZM99 90V91H100ZM127 90V89H126ZM17 91V90H16ZM39 91V90H38ZM78 91V90H77ZM80 91V90H79ZM95 91V92H96ZM102 91V90H101ZM130 91V92H129ZM132 91H134V93H132V94H134V96L131 94V92ZM8 92V93H7ZM19 92V91H18ZM17 92V93H18ZM57 92V91H56ZM72 92H73V90H72ZM80 92H82V91H80ZM91 92V91H90ZM11 93L13 94L12 96H15L16 94L15 93H13L12 91H11ZM11 93H10V95H11ZM22 93V92H21ZM52 93V92H51ZM59 93V92H58ZM98 93V92H97ZM100 93V92H99ZM20 94V93H19ZM24 94V93H23ZM55 95H56V93H54ZM72 94V93H71ZM81 94H84L85 96H87V95H89L88 97H90V98H88V99H91V94H89L88 92L87 93H81ZM87 94V95H86ZM61 95V94H60ZM92 95H94V94H92ZM72 96H74V98H76V96H75V94H73ZM83 96V95H82ZM85 96H83V97H85ZM55 97V96H54ZM83 97H81L80 96V98L81 99H83V100H81V101H83V102H85L84 101V98ZM68 98H69V96H68ZM74 98H72L71 100H73ZM11 99V98H10ZM87 99V100H88ZM127 99V100H126ZM70 100V101H71ZM86 100V99H85ZM123 100H126L124 103V105L122 104L123 103ZM6 101V100H5ZM19 101V100H18ZM65 101V100H64ZM74 101V100H73ZM76 101V100H75ZM78 101H80V99L78 98V100L75 102V103H77ZM4 103V102H3ZM79 103V102H78ZM87 103H88V101H87ZM135 103V104H136ZM80 104V103H79ZM85 104V103H84ZM83 104V105H84ZM140 104V103H139ZM65 105V104H64ZM82 105V104H81ZM146 105V104H145ZM136 106H137V104H136ZM139 106V105H138ZM86 107H87V105H86ZM142 107V106H141ZM6 108H9V107H6ZM134 108H135V106H134ZM143 108V107H142ZM142 108H140V111H143L144 110V108L142 109ZM36 109V108H35ZM136 109V108H135ZM135 109H134V111H135ZM142 109V110H141ZM97 110V109H96ZM139 110V109H138ZM159 110V109H158ZM248 110V111H247ZM157 111V110H156ZM136 112H138V111H136ZM148 112V111H147ZM150 112V111H149ZM3 113V114H2ZM42 113V112H41ZM139 113V112H138ZM0 114L2 115L1 117H3L2 118V121H4V122H8L6 125L8 126V128L9 129H7V130H10L11 128H13L14 126H15V122L16 121H12V120H10L9 118H11L10 117V115L9 114H12V118H14L16 115H18V116H16L15 118H20V120L21 121H25V120H31V119H33V120H36V119H40V117H41V114H40V111H38V110H28L27 109V107H25V106H21L20 104H18V103H14V104H12V108H10V109H3V110H0ZM43 114H45V113H43ZM159 114V115H160ZM241 114V115H242ZM140 115V114H139ZM166 115V116H167ZM240 115V114H239ZM43 116V115H42ZM72 116V115H71ZM143 116V115H142ZM5 117V118H4ZM7 117H9V118H7ZM140 117V116H139ZM218 117V116H217ZM9 119L10 121H8V120H5V119ZM14 118V119H15ZM48 118V117H47ZM140 118H142V117H140ZM151 118V117H150ZM13 119V120H14ZM45 119H46V117H45ZM124 119V118H123ZM222 119V118H221ZM241 119V118H240ZM16 120V119H15ZM42 120H43V118H42ZM127 120V119H126ZM131 120V119H130ZM136 120V119H135ZM165 120V119H164ZM236 120V119H235ZM21 121H20V124H21ZM45 121V120H44ZM147 121V120H146ZM223 121V122H224ZM143 122V121H142ZM141 122V123H142ZM14 123V126H12V124ZM19 122L17 121V125H16V128H18V125H20V124H18ZM29 123V122H28ZM44 123V122H43ZM50 123V122H49ZM49 123H48V125H49ZM126 123L128 124V122L126 121ZM158 123V122H157ZM211 123V122H210ZM53 124V123H52ZM55 124V123H54ZM53 124V125H54ZM136 124V123H135ZM160 124V123H159ZM183 124V123H182ZM215 124V123H214ZM224 124H225V126H226V123L224 122ZM238 124V123H237ZM3 125H4V123H3ZM6 125H4V126H6ZM22 125V124H21ZM89 125V124H88ZM137 126L138 125H140L139 123L138 124H136ZM163 125V124H162ZM171 125H172V123H171ZM188 125V126H189ZM32 126H34V125H32ZM55 126V125H54ZM70 126V125H69ZM74 126V125H73ZM123 126H124V123H123ZM125 126H127V125H125ZM136 126V127H137ZM160 126V125H159ZM166 126H168V125H166ZM191 126V125H190ZM191 126V127H192ZM204 126V125H203ZM210 126V125H209ZM223 125H221V127H222ZM235 126H236V124H235ZM3 126L2 125H0V135H4L5 137H0V143H3L2 145H4V143H7L6 141H8V142H10V143H12L11 145H8L7 147L6 146H4V147H6V149H5V151H6V154L7 155H9L10 157H11V164H13V165H15V164H18V166L19 167H21V170H22V172H27V171H29L32 167H34L35 166V162H37V161H33V164L32 163H29L27 160H26V158L24 157V156H18V154H22V152H20V151H18V149H17V147L19 146V147H22V148H24V147H28V145H29V142H28V139L26 140L23 136H15V135H13L12 134V132L11 133H7V130L5 129V128H2ZM56 127V126H55ZM57 127H58V125H57ZM63 127V126H62ZM83 127V126H82ZM136 127H134V128H136ZM164 127V126H163ZM162 126H161V128H163ZM172 127V126H171ZM213 127H215V126H213ZM220 127V126H219ZM16 128L14 127L13 129H15V131H16ZM27 128H30V127H27ZM65 128V127H64ZM67 128H69V127H67ZM116 128H118V127H116ZM127 128V127H126ZM132 128H133V126H132ZM131 128V129H132ZM137 128H139V126L137 127ZM136 128V129H137ZM155 128V127H154ZM229 128V127H228ZM13 129L11 130V131H13ZM49 129V128H48ZM112 129H111V131H112ZM119 129H121V127L119 128ZM119 129H117V130H119ZM155 129H157V128H155ZM159 129V128H158ZM165 129H166V127H165ZM172 129V128H171ZM170 129V130H171ZM18 130V129H17ZM60 130V129H59ZM169 130V129H168ZM210 130V129H209ZM211 130H213V129H211ZM210 130V131H211ZM221 130H223L224 131V129L222 128ZM54 131V130H53ZM62 131V130H61ZM110 131V132H111ZM121 131V130H120ZM129 131H130V129H129ZM136 131V130H135ZM146 131V130H145ZM164 131V130H163ZM162 131V132H163ZM208 131V130H207ZM8 132H10V131H8ZM14 132V131H13ZM108 132V131H107ZM122 132V131H121ZM125 132H126V130H125ZM143 132V131H142ZM165 132V131H164ZM171 132V131H170ZM204 133H206L205 131H203ZM209 132V131H208ZM216 132V131H215ZM218 132V131H217ZM225 132V131H224ZM29 133V132H28ZM38 133H39V131H38ZM53 133H55L56 134V136H57V134L58 133H56V131H54ZM52 132H51V134L52 135H55V134H53ZM64 133L66 134V132L64 131ZM130 133H133L132 131L130 132ZM145 133V135H147L148 136V134H146L147 132H144ZM144 133H143V135H144ZM154 132H152V134H153ZM159 133V132H158ZM166 133V132H165ZM177 133V132H176ZM219 133H220V131H219ZM218 133V134H219ZM61 134V133H60ZM59 134V135H60ZM68 134V133H67ZM140 134H141V132H140ZM151 134V135H152ZM164 134V133H163ZM168 134V133H167ZM201 134V133H200ZM200 134H198L197 133V135H196V137H195V139H198V140H200V138L202 137V135H200ZM221 134H222V132H221ZM38 135V134H37ZM36 135V136H37ZM40 135V134H39ZM49 135V134H48ZM84 135V134H83ZM106 135V134H105ZM116 135V134H115ZM115 135H113L112 133L110 134V136H109V140L110 139H115V138H117V137H114ZM164 135H166V134H164ZM200 135V136H199ZM207 135V134H206ZM205 134H204V136H206ZM209 135V134H208ZM9 136H10V138H9ZM14 136V137H13ZM63 136V135H62ZM161 136V135H160ZM33 137V136H32ZM38 137L39 136H37L34 140L37 142V141H39L38 140ZM52 137V136H51ZM59 137V136H58ZM57 137V138H58ZM61 137V136H60ZM64 137V136H63ZM80 137H82V135H80ZM106 137H107V135H106ZM139 137V136H138ZM176 137V136H175ZM231 137L232 136H229L228 138H230L231 139ZM2 138V139H1ZM30 138V137H29ZM46 138V137H45ZM44 138V139H45ZM53 138V137H52ZM55 138V137H54ZM54 138H53V140H54ZM62 138V137H61ZM60 138V139H61ZM69 139L71 138V137H68ZM83 138H85V137H83ZM134 138L135 139H137L135 136H134ZM147 138H149V137H147ZM146 138V139H147ZM160 138H162V137H160ZM171 138H173L172 136H171ZM194 138V137H193ZM37 139V140H36ZM60 139H59V142H58V145H61L62 146V142H64L65 140H67V139H65L64 141H60ZM63 139V138H62ZM103 139V138H102ZM119 139H120V137H119ZM144 139H145V137H144ZM184 139H186V138H184ZM194 139V140H195ZM58 140V139H57ZM71 140V139H70ZM138 140H140L141 141V139H137V141ZM157 140V139H156ZM155 140V141H156ZM167 140V143L168 142H170V141H168V139H166ZM43 141L44 140H42V143H43ZM47 141V140H46ZM111 141V140H110ZM109 141V142H110ZM127 141V140H126ZM135 141V140H134ZM161 141V140H160ZM178 141V140H177ZM187 141V140H186ZM212 141H214V140H212ZM217 143H218V141L219 140H215ZM214 141V142H215ZM225 141V140H224ZM223 140H221V142H224ZM35 142V143H36ZM54 142V141H53ZM60 142H61V144H60ZM124 142V141H123ZM132 142H133V140H132ZM142 142H143V139H142ZM146 142H147V140H146ZM146 142H144V143H146ZM151 142H154V141H151ZM157 142V141H156ZM171 142H172V140H171ZM208 142V141H207ZM211 142V141H210ZM31 143H33L32 142V139H31ZM45 143V142H44ZM104 143V139L100 142V144L99 145H101V144H103ZM126 143V142H125ZM134 143V142H133ZM139 143H141V142H139ZM167 143H165V144H167ZM213 143V142H212ZM211 143V144H212ZM219 143H220V141H219ZM225 143V142H224ZM28 144V145H27ZM34 144V143H33ZM40 144V143H39ZM38 144V145H39ZM46 144V143H45ZM47 144H49V142H47ZM51 144V143H50ZM55 144H57V141H56V143ZM55 144H54V146H55ZM65 144V143H64ZM78 144V143H77ZM165 144H164V146H165ZM204 144H206L205 142H204ZM215 144V143H214ZM1 145V146H2ZM5 145H7V144H5ZM35 145V144H34ZM37 145V146H38ZM44 145V144H43ZM53 145V144H52ZM57 145V146H58ZM81 145V144H80ZM83 146H85L84 144H82ZM98 145V146H99ZM124 145V144H123ZM125 145H127V144H125ZM130 145V144H129ZM128 145V146H129ZM137 145V144H136ZM140 145V144H139ZM144 145V144H143ZM147 145V144H146ZM149 145H150V142H149ZM158 145H160L161 146V144H158ZM158 145H157V147H158ZM217 145V144H216ZM221 145V144H220ZM33 146V145H32ZM32 146H30L29 148H31ZM78 146V145H77ZM76 146V150H78V152L80 151L79 149H78V147ZM138 146V145H137ZM136 146V147H137ZM142 146V145H141ZM141 146H140V148H141ZM168 146V145H167ZM210 146V145H209ZM233 146L235 147L234 149H233ZM18 147V148H19ZM36 147V146H35ZM34 147V148H35ZM40 148L41 147H44L45 149L46 148H48L46 145H44V146H41V144H40V146H39ZM38 147V148H39ZM59 147V146H58ZM97 147V146H96ZM139 147V146H138ZM143 147V146H142ZM151 147V146H150ZM171 147V146H170ZM190 147V146H189ZM188 147V148H189ZM220 147V146H219ZM218 147V149H220ZM230 147V146H229ZM33 148V147H32ZM39 148V149H40ZM43 148V149H44ZM63 148H64V146H63ZM66 148V147H65ZM111 147H109V151H111V149H110ZM115 148V147H114ZM130 148V147H129ZM146 148V147H145ZM155 148V147H154ZM162 148H164V147H162ZM167 148V147H166ZM192 148V147H191ZM196 148V147H195ZM211 148V147H210ZM216 148V147H215ZM1 149V148H0ZM4 148H2V151H4L3 150ZM58 149H60V148H58ZM62 149V148H61ZM83 149V148H82ZM86 149H88V145H87V147H86ZM90 150L92 149V148H89ZM108 149V148H107ZM182 148H179V152H180V150H181ZM197 149H202V148H197ZM196 149V150H197ZM207 149V148H206ZM212 149V148H211ZM24 150V149H23ZM27 150V149H26ZM30 150V149H29ZM32 150V149H31ZM42 150V149H41ZM40 150V151H41ZM67 150H68V148H67ZM114 150H118V149H114ZM183 150V149H182ZM187 150V149H186ZM192 150V149H191ZM196 150H192V151H195L196 152ZM204 150V149H203ZM210 150V149H209ZM217 150V149H216ZM215 150V151H216ZM220 150H222V149H220ZM4 151V152H5ZM39 151V150H38ZM58 151V150H57ZM73 151V150H72ZM113 151V150H112ZM123 151V150H122ZM212 151V150H211ZM223 151V150H222ZM225 151V150H224ZM223 151V152H224ZM229 151V152H228ZM51 152H52V154L54 153L52 150H51ZM50 152V153H51ZM60 152H62V151H60ZM66 152V151H65ZM77 152V154H79ZM83 152V151H82ZM106 152V151H105ZM168 152V151H167ZM177 152V151H176ZM188 152V151H187ZM187 152H185V154H188ZM190 152V151H189ZM199 152V151H198ZM200 152H201V154L203 155V153H202V151L200 150ZM199 152V153H200ZM204 152H207V150L205 151L204 150ZM222 152V153H223ZM25 153V152H24ZM68 153V152H67ZM114 153V152H113ZM117 153V152H116ZM120 153V152H119ZM192 153L193 152H191V155H192ZM215 153V152H214ZM225 153V152H224ZM55 154V153H54ZM54 154L53 155H51L50 156V158H52V156H54ZM64 154V153H63ZM75 154H76V152H75ZM121 154H123V153H121ZM121 154H120V156H121ZM125 154V153H124ZM176 154V153H175ZM180 154H182V155H180ZM179 155V157H177V156H175L174 158H171V157H169V158H163L162 156L160 157V154H158L157 153V155L154 153V156L156 157H154V156H152L151 155V157L153 158H149V156L147 157V160H148V158L150 159V161H152L153 160V162L156 160V161H158L157 159H161V160H163L164 161V163L162 162L161 164H163V166H165L166 167V170H170L171 168L168 166V165H166V164H169V165H171V163H174V161H176V163H186L187 164V166H191V168H193L192 167V165L194 166V165H199L201 162H203L202 160L204 159V158H201L200 160L199 159H197L195 156H196V154L194 155V156H191V155H185L184 154V152L183 153H180ZM56 155H57V153H56ZM82 154H80V156H81ZM104 155V154H103ZM103 155H101V156H103ZM113 155H116V154H113ZM130 155V154H129ZM129 155H127V156H129ZM140 155V154H139ZM145 155V154H144ZM159 155V156H158ZM205 155H206V153H205ZM215 155V156H214ZM40 156H42V155H40ZM9 157V158H10ZM55 157V156H54ZM117 157H119V154L117 155ZM122 157V156H121ZM121 157H119V159H121ZM123 157H124V155H123ZM160 157V158H159ZM176 157H177V159H176ZM202 157V156H201ZM206 157V161H207V158ZM81 158H83V157H81ZM124 158H127V157H124ZM124 158H122V159H124ZM129 158H131V157H129ZM128 158V160L130 161V159ZM136 158V157H135ZM141 158H142V154H141ZM146 158V157H145ZM200 158V157H199ZM59 159H61V158H59ZM77 159V158H76ZM136 159H138V157L136 158ZM136 159H135V161H136ZM142 159H144V158H142ZM152 159V160H151ZM155 159V160H154ZM41 160V161H40ZM39 161H38V163H40V162H42V160L43 159H40ZM52 160V162H53V158L51 159ZM50 160V161H51ZM55 160H58V159H55ZM54 160V161H55ZM77 160H79V162H81L80 160V158L79 159H77ZM98 160V159H97ZM126 160V159H125ZM128 160H126L127 162H129ZM139 160V159H138ZM146 160V159H145ZM205 160V159H204ZM119 161V160H118ZM122 161V160H121ZM121 161H120V163H121ZM132 162H133V160H131ZM130 161V162H131ZM134 161V162H135ZM140 161V160H139ZM149 161V162H150ZM155 161V162H156ZM206 161H205V163L204 164H206ZM209 161V160H208ZM254 161H253V163H254ZM75 162H76V160H75ZM87 162V161H86ZM85 162V163H86ZM98 161H96L95 162V164L93 165V167L90 169V170H93V168H94V166L96 165V163H97ZM124 162V161H123ZM130 162H129V164H130ZM137 162V161H136ZM145 162V161H144ZM148 162V161H147ZM159 162V161H158ZM49 163V162H48ZM55 163V162H54ZM59 163H60V161H59ZM82 163H83V161H82ZM85 163L83 164V166L85 165ZM120 163H118V164H120ZM126 163V162H125ZM139 163V162H138ZM140 163H142V162H140ZM157 163V162H156ZM252 163V164H253ZM41 164V163H40ZM40 164H38V165H40ZM53 164V163H52ZM73 164V163H72ZM111 164V163H110ZM114 164V163H113ZM133 165H135L134 163H132ZM131 164V165H132ZM151 164H152V162H151ZM185 164V165H186ZM202 164V163H201ZM203 164V165H204ZM37 165V164H36ZM56 165H57V167L59 168H57V167H55V165H54V167H51V166H53V165H48V166H50V167H48L47 168V170H48V172L46 171V173L48 174V175H50L51 176V173L49 174V171H51V170H54V171H52V173L54 174L55 172H58L59 173V176H60V174H64V173H66L67 171H66V169H65V171H64V168H60L59 166H58V164L56 163ZM143 164H141V166H142ZM176 165V164H175ZM184 165V164H183ZM202 165V166H203ZM212 165V166H213ZM7 166V165H6ZM25 166V167H24ZM76 168H79L78 167V161H77V163H76ZM83 166H82V168H83ZM125 166H128V165H126L125 164ZM139 166H140V164H139ZM140 166V167H141ZM154 166H155V164H154ZM159 166V167H158ZM36 167V166H35ZM73 167H75V165L73 166ZM86 167V166H85ZM121 167H123L124 168V166H121ZM129 167V169H128V171L131 169V167L130 166H128ZM133 167V166H132ZM152 168H153V166H151ZM155 167H157L158 169L160 168V165H157V166H155ZM167 167H169V168H167ZM182 167V166H181ZM199 167H200V165H199ZM209 167V166H208ZM207 167V168H208ZM248 169H247V168ZM57 168V169H56ZM143 168H145V166L143 167ZM151 168V169H152ZM172 168H174V166L172 167ZM37 169H39L38 168V166H37ZM84 169V168H83ZM82 169V170H83ZM133 169V168H132ZM131 169V171H133ZM135 169H137V168H134V170ZM139 169V168H138ZM157 169V170H158ZM206 169V168H205ZM247 169V170H246ZM11 170V169H10ZM34 170V169H33ZM77 170V169H76ZM97 170V169H96ZM95 170V171H96ZM142 170V169H141ZM144 170V169H143ZM150 170V169H149ZM153 170H156V169H154L153 168ZM252 170H253V168H252ZM113 171V170H112ZM128 171H126V172H128ZM131 171H129V172H131ZM203 171V172H202ZM213 171H215V170H213ZM238 171H239V169H238ZM80 172V171H79ZM79 172H78V174H79ZM82 172V171H81ZM90 172H92V171H90ZM123 172V171H122ZM121 172V173H122ZM135 172V171H134ZM199 172V171H198ZM197 171L195 172V173H198ZM58 173H56V174H58ZM133 173V172H132ZM200 173H198L197 175H200ZM42 174V173H41ZM55 174V175H56ZM125 174V173H124ZM155 174V173H154ZM153 172L150 174V171L148 172V179L150 178V177H152L153 178ZM194 174V173H193ZM54 175V176H55ZM67 175V174H66ZM65 175V176H66ZM76 175V174H75ZM117 175H118V173H117ZM122 176H123V174H121ZM126 175V174H125ZM134 175V174H133ZM133 175H132V177H133ZM139 175V174H138ZM140 175H141V173H140ZM139 175V176H140ZM145 175V174H144ZM144 175L142 174V176H141V178L142 177H144ZM150 175H152V176H150ZM186 175H188V174H186ZM47 176V175H46ZM53 176V175H52ZM51 176V177H52ZM57 176V175H56ZM64 175H61V177H63ZM88 176H89V173H88ZM88 176H85V177H88ZM91 176V175H90ZM114 176V175H113ZM112 176V177H113ZM128 176H130V178H131V175H129L128 174ZM147 176V175H146ZM146 176L144 177V178H146ZM157 176H159V173L157 174ZM162 176V175H161ZM164 176V175H163ZM193 176V175H192ZM7 177H8V173H6L4 170H2V169H0V199H1V196L3 195V197H7V199H5L6 201V203H10L11 205H13V203L14 202H12V200H14L15 201V194H10V195H8L10 198H8V196L6 195V196H4V194L5 193H8L9 191H8V189L10 188V186L11 187H14V186H12L13 184H8V186L7 185H5L4 184V180L5 179H7ZM38 178V177H42L41 175H37V176H35V178ZM44 177V176H43ZM83 178V179H86V178ZM117 177V176H116ZM126 177V176H125ZM138 177V176H137ZM168 177H169V175H168ZM11 178V177H10ZM25 178V177H24ZM52 178H54V177H52ZM100 178V177H99ZM129 178V177H128ZM127 178V179H128ZM140 178V177H139ZM165 178V177H164ZM182 178V177H181ZM206 178V177H205ZM13 179V178H12ZM82 179V180H83ZM118 179V178H117ZM121 179V178H120ZM169 179V178H168ZM11 181V179H9L8 178V181ZM37 180V179H36ZM35 180V181H36ZM46 180V179H45ZM45 180L43 181L44 183H45ZM70 180V179H69ZM87 180H90V178H87ZM100 180H102V177H101V179ZM104 180V179H103ZM134 180V179H133ZM146 179H144V181H145ZM152 179L150 178V181H151ZM165 180H167V179H165ZM208 180V181H209ZM13 181H16L15 180V178H14V180ZM40 181H42V180H40ZM48 181H50V180H48ZM110 181V180H109ZM123 181H124V179H123ZM141 181H143L142 179H140V182ZM149 181V180H148ZM149 181V182H150ZM63 182V181H62ZM66 182V181H65ZM68 182V181H67ZM83 182V181H82ZM88 182V181H87ZM130 183H131V181H129ZM159 182H160V180H159ZM163 182V181H162ZM165 182V181H164ZM209 182V183H210ZM222 182H223V180H222ZM9 183V182H8ZM37 183V182H36ZM43 183V184H44ZM64 183V182H63ZM85 182H83L82 183V185L84 184ZM146 183H148L147 182V180H146ZM166 184L168 183V181H166L165 182ZM200 183V182H199ZM50 184V183H49ZM48 184V185H49ZM68 184V183H67ZM88 184V183H87ZM90 184V183H89ZM122 184H123V182H122ZM154 184V183H153ZM156 184V183H155ZM154 184V185H155ZM165 184V185H166ZM198 184V182H194V183H189V185L187 184V185H185V186H187L188 188H191V187H193V186H195V185H197ZM203 184V183H202ZM211 184V183H210ZM241 184V183H240ZM38 185V184H37ZM45 185V184H44ZM48 185H46V186H48ZM64 185H66V183L64 184ZM77 185V184H76ZM75 185V186H76ZM121 186V183H119V182H111V183H107L106 182V184L104 183V182H102L101 183V185L100 184H98V186L100 187V188H104V190H105V192H110L111 190H112V188H114L115 186ZM157 185H159V184H157ZM161 185V184H160ZM164 185V184H163ZM213 185V184H212ZM215 185V184H214ZM230 185H232V184H230ZM242 185V184H241ZM97 186V187H98ZM146 186V185H145ZM144 186V187H145ZM229 186V185H228ZM64 187V186H63ZM95 188V190L97 189L98 190V188ZM142 187H143V184H142ZM186 187V188H187ZM233 189H236V185H232L231 186ZM231 187H229V188H231ZM43 188H44V186H43ZM74 188H76V187H74ZM78 188V187H77ZM80 188V187H79ZM78 188V189H79ZM99 188V189H100ZM140 188H141V186H140ZM231 188V189H232ZM256 188H258V187H256ZM181 189V188H180ZM249 189H251V188H249ZM260 190H261V192L264 194V187H261V188H259ZM13 190V189H12ZM52 190V189H51ZM84 190V189H83ZM100 190H102V189H100ZM115 190V189H114ZM120 190V189H119ZM139 190V189H138ZM198 190H199V188H198ZM197 190V191H198ZM201 190V189H200ZM203 190V189H202ZM205 190V189H204ZM8 191V192H7ZM142 191V190H141ZM176 191V190H175ZM174 191V192H175ZM196 191V192H197ZM104 192V193H105ZM115 192H116V190H115ZM200 192V191H199ZM199 192H197V193H199ZM260 192V193H261ZM10 193H11V191H10ZM16 193V192H15ZM98 193V192H97ZM163 192H160V193H158V195L160 194H162ZM196 193V194H197ZM203 193V192H202ZM211 193V192H210ZM250 193V192H249ZM258 193V192H257ZM2 194V195H1ZM57 194H58V191H57ZM74 194V193H73ZM116 194H118V192H116ZM157 194V193H156ZM194 194H195V192H194ZM245 194H248V192L246 193V191H245ZM114 195V194H113ZM155 195V194H154ZM163 195V194H162ZM165 195V194H164ZM175 195V194H174ZM182 195V194H181ZM192 195V194H191ZM202 195V194H201ZM262 195V194H261ZM68 196H70V195H68ZM102 196V195H101ZM101 196H98V197H88V198H84L83 199V201H88V200H90V201H95V200H97L98 198L100 199V197ZM119 196H120V194H119ZM156 196V195H155ZM252 196V195H251ZM70 197H72V195L70 196ZM69 197V198H70ZM117 196L115 195V196H111L110 197V199L109 200H112V201H117V200H120L121 199V197L122 196H120L119 198H116ZM183 197V196H182ZM181 197V198H182ZM228 197H230V196H228ZM69 198H67V199H69ZM167 198H169V197H167ZM166 198V199H167ZM185 198V197H184ZM199 198V197H198ZM219 198V197H218ZM264 198V197H263ZM57 199V198H56ZM102 199V198H101ZM170 199H172V198H170ZM188 199V198H187ZM187 199H185V200H187ZM223 199H224V197H223ZM229 199V198H228ZM124 200V199H123ZM168 200V199H167ZM173 200V199H172ZM170 201V200H169ZM222 201V200H221ZM261 201H263V200H261ZM118 202V201H117ZM166 202H168V201H166ZM180 202V201H179ZM187 203V202H186ZM185 203V204H186ZM219 204V203H218ZM218 204H217V206H218ZM222 204H223V201H222ZM23 205V204H22ZM183 205V204H182ZM181 205V206H182ZM221 205V204H220ZM232 205H234V204H232ZM228 206H231V205H228ZM25 207V205L23 206V208ZM219 207V206H218ZM233 207V206H232ZM22 208V210H24L25 211V209L26 208H24L23 209ZM133 208V207H132ZM136 208V207H135ZM192 208V207H191ZM196 208V207H195ZM216 208V207H215ZM226 208H227V206H226ZM78 209V208H77ZM83 209H85V208H83ZM220 209H221V207H220ZM29 210V209H28ZM27 210V211H28ZM30 210H32V209H30ZM86 210H88V209H86ZM114 210V212H118L115 208L113 209ZM129 210V209H128ZM139 209L137 208V211H138ZM179 210V209H178ZM189 210V209H188ZM192 210V209H191ZM195 210V209H194ZM197 210V209H196ZM216 210V209H215ZM217 210H218V208H217ZM88 211H90V210H88ZM87 211V212H88ZM92 211L93 212H102V211H106L108 214L112 211L111 209H109V207H96V208H92ZM122 211H123V209H122ZM129 211H131V208H130V210ZM127 212V214L126 215H128L129 216V214L131 215L132 214V212L134 211V209H133V211L130 213V212ZM180 211V210H179ZM228 211H229V209H228ZM227 211V212H228ZM236 211V210H235ZM235 211L233 210V212L235 213ZM4 212H5V210H4ZM21 212V211H20ZM23 212V211H22ZM21 212V213H22ZM29 212H31V211H28V213L25 211V214H29ZM66 212V215H69V214H71L72 212H69V210H66L65 211ZM216 212H218V211H216ZM0 213H3V209L2 210H0ZM113 213V212H112ZM122 214H124L123 212H121ZM136 213V212H135ZM144 214H147V213H145V212H143ZM190 213V212H189ZM200 213V212H199ZM219 213V212H218ZM218 213H217V215H218ZM224 213H226V212H224ZM224 213H222L223 215H224ZM56 214V213H55ZM89 214V213H88ZM213 214H214V212H213ZM221 214V215H222ZM236 214V213H235ZM62 215L63 214H59V213H57L53 218H52V220H53V224L55 225L58 221H59V219L62 217ZM74 215V214H73ZM132 215H135L136 216V214H132ZM131 215V218H133V216ZM234 215V214H233ZM233 215L231 216V214H229L228 216H231L232 218H227V220L228 221H230V223H231V220L233 221L235 218L233 217ZM3 215H1L0 214V217H2ZM29 216V215H28ZM28 216H26V218H28V219H26L27 221L29 220V218H30V216L28 217ZM65 216V215H64ZM118 216H120V218L122 217V215H118ZM124 216V215H123ZM128 216H126V217H128ZM137 216H139V215H137ZM142 216V215H141ZM225 216V215H224ZM85 217V216H84ZM125 217V216H124ZM123 217V218H124ZM140 217V216H139ZM143 217V216H142ZM144 217H146V216H144ZM147 217H148V214H147ZM150 217V216H149ZM213 217H219V216H214L213 215ZM250 217V216H249ZM119 218V217H118ZM129 218H130V216H129ZM131 218H130V220H131ZM141 218V217H140ZM243 218V217H242ZM246 218V217H245ZM127 219V218H126ZM126 219H125V221H126ZM134 219V218H133ZM143 219H145V218H143ZM218 219H221V220H223L224 218H218ZM26 220H25V222L24 223H27L26 222ZM83 220V219H82ZM121 220V219H120ZM141 220H142V218H141ZM148 220H150V218L148 219ZM165 220V219H164ZM224 220H226V219H224ZM244 220H246V219H244ZM243 220V221H244ZM247 220H249V221H247ZM245 222H243V221H241L242 222V226L241 227H256L255 229L253 228V232H254V234L255 233H258L259 235L261 234V235H264V224L262 223V222H260V221H257V220H253V219H247ZM34 221V219L32 220V222ZM129 221V220H128ZM161 221H163V220H161ZM166 221V220H165ZM143 222V221H142ZM192 222V224L190 223V225H193L195 222L194 221H191ZM160 223H162V222H160ZM120 224V223H119ZM138 224H140V222L138 223ZM163 224H165V225H167V223L166 222H164V223H162L161 225L163 226ZM121 225H122V223H121ZM195 225V224H194ZM227 225V224H226ZM20 226H21V224H20ZM23 226H25V225H23ZM113 226H115V225H113ZM118 226H120V225H118ZM26 227V226H25ZM167 227V226H166ZM109 228V227H108ZM115 229V228H114ZM191 229H192V226H191ZM106 230V229H105ZM108 230H110V229H107V231ZM183 230V229H182ZM246 230V229H245ZM250 230H251V228H250ZM111 231V230H110ZM188 231H190V230H188ZM187 231V232H188ZM45 232V231H44ZM250 232V231H249ZM252 232V233H253ZM43 233V232H42ZM108 233V232H107ZM193 233H194V231H193ZM104 234H105V231H104ZM109 234V233H108ZM254 234H252V235H254ZM257 234V235H258ZM188 235V234H187ZM187 235H185V236H187ZM250 235H251V233H250ZM251 235V236H252ZM106 236V235H105ZM179 236H181L182 237V235H179ZM192 235H190V237H191ZM104 237V236H103ZM181 237H178V238H181ZM183 237H184V235H183ZM182 237V238H183ZM250 237V236H249ZM262 237H264V236H262ZM187 238H188V236H187ZM111 240V239H110ZM26 241V240H25ZM111 242V241H110ZM110 247V246H109ZM116 247H119V246H116ZM6 249V248H5ZM110 250V249H109ZM7 251H8V249H7ZM6 250L4 251V252H7ZM229 251H230V249H229ZM108 252V251H107ZM106 252V253H107ZM106 253H104V254H106ZM261 253V252H260ZM5 254H3L2 255V257L4 256ZM223 255V254H222ZM260 255V254H259ZM226 256V255H225ZM263 256V255H262ZM261 256V257H262ZM257 258V257H256ZM263 258V257H262ZM260 259V258H259ZM208 261L209 260H204L203 262H201V264H208ZM214 261V260H213ZM20 262H23L24 264H29L28 263V261H23L21 258L18 260V261H16V262H14L13 264H16V263H20ZM30 262V261H29ZM200 264V263H199Z\"/></svg>", "mask_w": 264, "mask_h": 264}]
</instances>
